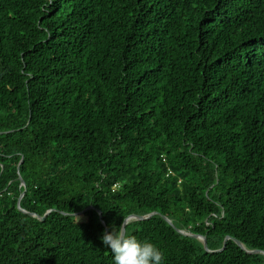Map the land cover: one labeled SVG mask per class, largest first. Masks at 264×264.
Listing matches in <instances>:
<instances>
[{"label": "trees", "instance_id": "trees-1", "mask_svg": "<svg viewBox=\"0 0 264 264\" xmlns=\"http://www.w3.org/2000/svg\"><path fill=\"white\" fill-rule=\"evenodd\" d=\"M151 213L162 264H264V0H0V264Z\"/></svg>", "mask_w": 264, "mask_h": 264}, {"label": "clouds", "instance_id": "clouds-1", "mask_svg": "<svg viewBox=\"0 0 264 264\" xmlns=\"http://www.w3.org/2000/svg\"><path fill=\"white\" fill-rule=\"evenodd\" d=\"M126 221L101 237L105 247L111 249L113 264H162L161 250L150 241H140L126 232Z\"/></svg>", "mask_w": 264, "mask_h": 264}, {"label": "water", "instance_id": "water-1", "mask_svg": "<svg viewBox=\"0 0 264 264\" xmlns=\"http://www.w3.org/2000/svg\"><path fill=\"white\" fill-rule=\"evenodd\" d=\"M20 180H21V184L24 185L23 180H22V179H20ZM22 195H23V194H22ZM22 195H21V196H22ZM21 198H22V197H20L19 199H21ZM22 211H23V212H26V211L23 210V209H22ZM48 213H49V211H48ZM28 214H30V215H32V216H35V215L32 214V213H28ZM99 214H100V218H101V213L99 212ZM152 214H153V213L148 214V215H145V216L134 215V216L128 217L125 221H126V224H127V223L130 222V221H139V220H143V219L148 218V217L151 216ZM39 219L42 220V218H39ZM165 219L170 223V220H168L166 217H165ZM179 232L183 233L184 235L192 236V237H195V238L199 239V240L203 243L204 248H205L207 251L212 252L211 250L208 249L207 241H206L205 237H203V236H199V235H196V234H192V233H188V232H185V231H181V230H179ZM228 239H231V238H230V237H227V238L224 240V242H223V247H222V249L217 250L216 252L223 250V248L225 247L226 241H227ZM233 240H234L238 245L242 246V244H241V242H240L239 240H237V239H233ZM249 252H252V253H253V252H257V250H253V251H249Z\"/></svg>", "mask_w": 264, "mask_h": 264}]
</instances>
